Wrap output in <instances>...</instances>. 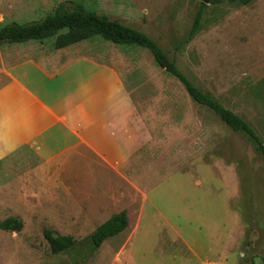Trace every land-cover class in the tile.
Masks as SVG:
<instances>
[{
	"label": "rangeland",
	"instance_id": "1",
	"mask_svg": "<svg viewBox=\"0 0 264 264\" xmlns=\"http://www.w3.org/2000/svg\"><path fill=\"white\" fill-rule=\"evenodd\" d=\"M211 1L0 0V28L39 22L62 2L118 19L157 41L193 83L242 116L264 141V0L245 6ZM202 3V29L185 42ZM54 40L0 44V85L10 63L57 53ZM67 49L104 62L125 57L150 72L163 89L152 93L147 112L171 118L174 132L157 136L151 163L137 175L140 189L89 165L61 174L54 184L53 174L38 173L34 157L0 162V221H23L19 231L0 230V264H264V159L254 144L195 103L147 49L101 36ZM122 210L129 219L123 232L95 251L82 247ZM45 229L79 244L54 254Z\"/></svg>",
	"mask_w": 264,
	"mask_h": 264
},
{
	"label": "crops",
	"instance_id": "2",
	"mask_svg": "<svg viewBox=\"0 0 264 264\" xmlns=\"http://www.w3.org/2000/svg\"><path fill=\"white\" fill-rule=\"evenodd\" d=\"M67 48L6 66L0 85V149L15 145V150L0 162L34 157L38 173L53 174L54 184L61 174L89 165L139 188L137 175L151 163L157 136L174 132L171 118L147 112L152 93L163 88L130 59L104 62ZM160 95L167 98L166 92Z\"/></svg>",
	"mask_w": 264,
	"mask_h": 264
},
{
	"label": "trees",
	"instance_id": "3",
	"mask_svg": "<svg viewBox=\"0 0 264 264\" xmlns=\"http://www.w3.org/2000/svg\"><path fill=\"white\" fill-rule=\"evenodd\" d=\"M255 1L212 0L211 2L213 4L228 3L245 6ZM206 7L205 3L199 6L185 42L193 40L202 29ZM96 36H101L104 40L117 45H135L147 49L160 68L176 77L184 85L195 103L207 107L233 131L245 135L264 159V141L256 130L242 116L193 83L178 68L176 60L171 58L157 41L143 31L126 25L118 19H112L106 14L89 11L81 4L73 3L72 6H67L64 2L39 22L28 24L13 22L0 28V44L43 41L55 37L53 45L56 49L66 48ZM128 223L127 212L122 210L99 225L91 237L81 245L95 251L104 241L123 232L128 227ZM22 227L23 221L15 217H8L0 221V230L3 231H19ZM43 234L54 254H65L79 244L73 236L62 235L52 229H45Z\"/></svg>",
	"mask_w": 264,
	"mask_h": 264
},
{
	"label": "clouds",
	"instance_id": "4",
	"mask_svg": "<svg viewBox=\"0 0 264 264\" xmlns=\"http://www.w3.org/2000/svg\"><path fill=\"white\" fill-rule=\"evenodd\" d=\"M15 150V145L8 146L5 145L3 149H0V158H3L5 155L9 154L11 151Z\"/></svg>",
	"mask_w": 264,
	"mask_h": 264
},
{
	"label": "water",
	"instance_id": "5",
	"mask_svg": "<svg viewBox=\"0 0 264 264\" xmlns=\"http://www.w3.org/2000/svg\"><path fill=\"white\" fill-rule=\"evenodd\" d=\"M205 2H207V0H205Z\"/></svg>",
	"mask_w": 264,
	"mask_h": 264
}]
</instances>
